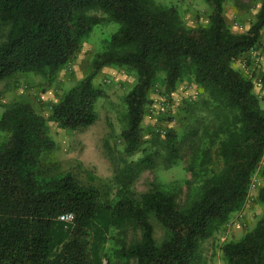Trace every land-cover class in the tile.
Here are the masks:
<instances>
[{
  "label": "trees",
  "instance_id": "trees-1",
  "mask_svg": "<svg viewBox=\"0 0 264 264\" xmlns=\"http://www.w3.org/2000/svg\"><path fill=\"white\" fill-rule=\"evenodd\" d=\"M212 4L207 25L189 26L175 5L163 0H0V24L9 26L0 43V81L18 74L53 77L69 64L101 19L119 25L96 54L92 71L51 107L48 118L26 102L8 106L0 117V264H202L201 241L211 237L244 206L252 178L264 174V105L252 79L234 64L262 44L264 0L246 31L231 29L225 0ZM105 67L127 68L136 82L125 96V152L143 157L121 172L115 193L107 184H84L63 173L51 153L52 121L81 130L97 120L105 93L94 79ZM162 74L172 94L190 76L201 96L186 104L181 136H196L189 171L199 197L180 205L152 182L138 198L129 185L141 166L152 165L142 148L148 94ZM169 156H178L176 130L165 131ZM264 203V189L260 192ZM73 213L68 223L60 216ZM156 221L164 231L154 236ZM140 231L126 240V228ZM121 232L117 247L112 230ZM226 264H264V212L237 241L222 245Z\"/></svg>",
  "mask_w": 264,
  "mask_h": 264
},
{
  "label": "rangeland",
  "instance_id": "rangeland-1",
  "mask_svg": "<svg viewBox=\"0 0 264 264\" xmlns=\"http://www.w3.org/2000/svg\"><path fill=\"white\" fill-rule=\"evenodd\" d=\"M163 1L168 5L177 6L189 26L207 25L209 22L213 6L206 0ZM260 6L261 0H225L224 14L231 29L236 32L247 30L255 20ZM89 14L99 17L100 23L83 40L74 59L60 68L53 77L29 73L0 81V117L13 103L26 102L40 115L48 118L51 107L60 97L92 71L96 54L104 50L106 41L119 25L110 21L101 10L90 11ZM8 30V25L0 24V43L6 40ZM258 50L264 59V30L262 44ZM237 68L243 73H250L244 66L243 56L239 59ZM135 82L136 75L127 68L105 67L94 79V85L105 93L96 104L97 120L94 124L81 130H66L55 122H48L49 135L56 143L51 155L63 173H71L87 185L108 184L113 193L119 189L121 172L128 164H135L144 155L142 150H139L128 156L122 135L127 127V108L124 99ZM185 85L188 88L185 89ZM200 96V89L190 76H186L172 94L166 92L162 74L155 80L148 94L150 102L146 106V115L142 122V148L146 153H150L153 161L152 165L141 166L139 173L131 180L129 187L136 198L147 191L152 182L157 183L163 191L173 194L180 205L189 204L199 197L200 185L188 169L197 143L196 136L185 138L181 134L187 122L186 104L195 102ZM164 99L170 101L168 109L162 108L155 113L149 110L154 103ZM170 129L176 130L179 139L178 156L174 159L169 156L165 142L166 134L163 133ZM257 184L256 190L246 203L244 217L239 221H233L235 214L226 224L216 229L211 237L201 241L202 264H226L221 250L222 245L241 239L263 215L264 203L260 199V192L264 189L262 171L257 175ZM152 222L154 236L161 241L164 231L156 221ZM121 232L116 228L112 230L111 242H114L112 245L117 246L119 243L117 238H122ZM124 234L128 242L138 241L141 237L140 231L130 227L126 228ZM113 260L116 264L126 263L117 253H114ZM129 264H133V261L130 260Z\"/></svg>",
  "mask_w": 264,
  "mask_h": 264
},
{
  "label": "built area",
  "instance_id": "built-area-1",
  "mask_svg": "<svg viewBox=\"0 0 264 264\" xmlns=\"http://www.w3.org/2000/svg\"><path fill=\"white\" fill-rule=\"evenodd\" d=\"M263 58L258 50V47H254L252 49H250L248 52H246L243 56V62H244V66L245 68H247V70L250 71V79H252L254 87L256 88L257 91V96L259 97V99L261 100V102L264 105V66H263ZM185 89L188 88L186 85L184 87ZM193 98H189V100H192ZM170 106V101L168 99H164L159 101L158 103H154L151 107H150V111L151 112H156L159 109H168ZM161 132H163L161 130ZM165 133V132H163ZM259 172H256L252 178L251 184H250V188H249V194L247 197V200L244 204V206L242 207L241 210H239L236 213V216L234 217L233 221H239L241 220L244 215H245V207H246V203L248 202L249 198L252 196V194L254 193V191L257 188V175ZM74 219V215L73 213H66L60 216V220L61 221H65V222H72Z\"/></svg>",
  "mask_w": 264,
  "mask_h": 264
},
{
  "label": "crops",
  "instance_id": "crops-1",
  "mask_svg": "<svg viewBox=\"0 0 264 264\" xmlns=\"http://www.w3.org/2000/svg\"><path fill=\"white\" fill-rule=\"evenodd\" d=\"M225 18H226V20H227L226 15H225ZM227 23L230 24L228 20H227ZM246 29H247V28H246ZM243 31H246V30H243ZM240 32H242V31H240ZM238 62H239V60H237V61L235 62V64H234L235 68H237ZM237 69H238V68H237ZM238 70H240L244 76H246L247 78H250V74H249L248 72H246V73L244 72V73H243V71H242L241 69H238ZM177 89H178V88H177ZM255 92L257 93L256 88H255Z\"/></svg>",
  "mask_w": 264,
  "mask_h": 264
}]
</instances>
